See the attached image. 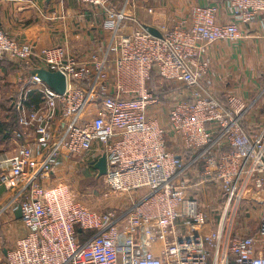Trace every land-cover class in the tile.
<instances>
[{
	"label": "built area",
	"instance_id": "built-area-1",
	"mask_svg": "<svg viewBox=\"0 0 264 264\" xmlns=\"http://www.w3.org/2000/svg\"><path fill=\"white\" fill-rule=\"evenodd\" d=\"M75 1L106 17L110 42L87 60L64 46L14 38L0 22V57L29 74L45 68L67 81L58 94L30 74L23 98L13 102L20 128L9 139L16 152L0 153V187L25 194L12 213L21 209L27 232L0 248V264H264V122L247 125L258 98L229 94L223 102L201 84L210 69L208 48L243 40L240 23L264 21V0L196 4L189 18L158 29L160 37L133 26L114 0ZM223 10L232 21L221 22ZM154 75L155 90L170 101L166 120L162 94L150 87ZM169 83L183 91L163 90ZM31 92L41 94L39 108L25 105ZM103 154L111 191H148L125 216L93 209L72 185L51 182L61 160L87 156L96 163ZM194 167L199 181L189 183ZM210 185L225 196L220 215L193 194ZM247 194L261 211L256 230L243 234L235 220Z\"/></svg>",
	"mask_w": 264,
	"mask_h": 264
},
{
	"label": "crops",
	"instance_id": "crops-1",
	"mask_svg": "<svg viewBox=\"0 0 264 264\" xmlns=\"http://www.w3.org/2000/svg\"><path fill=\"white\" fill-rule=\"evenodd\" d=\"M212 1L136 0L129 3V0H114L112 6L133 18L130 20L133 26L160 29L189 18L194 5H207ZM105 18L103 9L81 7L75 0H0V22L10 36L38 46H64L82 60H87L98 45L102 46L99 50L102 53L109 44L110 37L103 28ZM230 21L231 15L223 10L221 22ZM240 27L245 35L240 42L224 41L208 48L210 69L201 84L221 100L229 94L247 101L258 98L247 122L251 129L250 123L264 122V21L258 20L250 26L240 23ZM29 75L11 59L0 57V83H16L6 93L12 98L19 94L13 102L23 98L22 89ZM30 139L36 146L35 135ZM1 151L14 154L16 148L6 139L0 144ZM198 174L199 168H190L187 182H193L194 175ZM24 197L18 190L0 187V248L3 250L12 247L15 240L27 232L22 218L12 213L13 207Z\"/></svg>",
	"mask_w": 264,
	"mask_h": 264
},
{
	"label": "rangeland",
	"instance_id": "rangeland-1",
	"mask_svg": "<svg viewBox=\"0 0 264 264\" xmlns=\"http://www.w3.org/2000/svg\"><path fill=\"white\" fill-rule=\"evenodd\" d=\"M15 84V82L13 83L9 81L6 84L0 83V120L5 119L7 115L4 112V108H9L12 102V99L11 101H9L8 98L1 99L2 89L5 91L8 90L9 93L10 88H12V86ZM155 84L159 85L160 83L156 81ZM7 85L9 86L7 87ZM166 87H175V89H177L179 92L183 91V86H179L177 84H164L163 90H166ZM162 101V119L165 117L166 120L170 101L164 98H162ZM260 115L262 117V114ZM258 125V122L249 124V126L252 128H256ZM96 160V157L89 159L87 156H85L83 159L65 158L58 164L56 170L57 174L54 176L51 182L54 184L65 182V184L72 185V191L74 195H76L79 200L93 209L107 210L112 208L116 210L118 214L125 216L127 212L133 208L134 204L141 200L148 191L140 190L134 193H127L125 195L114 193L105 184V179L103 177L98 178L97 171L93 169L92 166L95 164ZM87 162L88 164H85ZM194 176L195 179H193V182L197 183L199 178L197 175ZM205 193H207V199L204 196ZM193 194L195 196H199L201 201L206 204V207L208 203L210 204L208 210L210 211L211 215L214 214V212H217L218 215L223 213L225 196L220 194V191L217 190L214 185H210V188L208 189H203V192L201 193H199L198 189H196L194 190ZM256 194L259 195L260 190L256 191ZM260 211L261 207L253 205L250 196L247 194L240 206L238 213L236 214L235 229L242 232L243 234H249L250 232L255 231L258 225ZM247 212L251 213L247 214ZM215 220L218 221L219 216H216ZM19 238L20 237L17 239Z\"/></svg>",
	"mask_w": 264,
	"mask_h": 264
},
{
	"label": "trees",
	"instance_id": "trees-1",
	"mask_svg": "<svg viewBox=\"0 0 264 264\" xmlns=\"http://www.w3.org/2000/svg\"><path fill=\"white\" fill-rule=\"evenodd\" d=\"M7 63H8V67H9L10 63L9 62H7ZM156 81H158V79H157L156 75H154L153 80L150 84V87L154 88V90H155V87H157V84H155ZM6 83L7 82H4V84H6ZM8 86L9 85H7V87ZM7 92H8V90L5 91L4 89H2L1 99L8 98L9 101H11V99H12V102H11L9 108L8 107L4 108V112L6 113L7 116L5 117L4 120H0V144H2L3 141L6 139L9 140L12 137L14 130L20 128L18 111H17L16 107L13 105V101L19 97V94L15 95V97L12 98L10 96L7 97V94H6ZM157 94H162L161 95V97H162V96H164L165 91L157 92ZM222 100H223V102L226 101V99H222ZM42 101L43 100H42L41 94H39L37 92H31V93H28L26 96L25 105L27 106V108H31L32 106L39 108ZM2 109H3V107H2ZM245 127H247V125H245ZM2 152H7V151H1L0 153H2ZM190 154L191 153L189 152L188 156H190Z\"/></svg>",
	"mask_w": 264,
	"mask_h": 264
},
{
	"label": "water",
	"instance_id": "water-1",
	"mask_svg": "<svg viewBox=\"0 0 264 264\" xmlns=\"http://www.w3.org/2000/svg\"><path fill=\"white\" fill-rule=\"evenodd\" d=\"M148 32L151 34L160 37L161 33L158 29L147 26L145 27ZM32 76H37L45 84L51 87L56 93L64 94L67 88L66 77L60 72H52L45 68H37L30 70ZM93 169L97 171L98 178H101L107 174L108 171V162L106 154H103L98 161L93 165ZM17 217L22 218L21 209L17 211Z\"/></svg>",
	"mask_w": 264,
	"mask_h": 264
}]
</instances>
